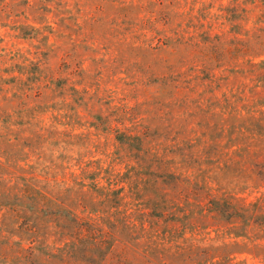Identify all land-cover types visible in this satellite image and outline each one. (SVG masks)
Instances as JSON below:
<instances>
[{"label": "rangeland", "instance_id": "374dc122", "mask_svg": "<svg viewBox=\"0 0 264 264\" xmlns=\"http://www.w3.org/2000/svg\"><path fill=\"white\" fill-rule=\"evenodd\" d=\"M229 7L0 0V163L113 231L83 264H264V49L229 59L264 32Z\"/></svg>", "mask_w": 264, "mask_h": 264}, {"label": "trees", "instance_id": "16d2710c", "mask_svg": "<svg viewBox=\"0 0 264 264\" xmlns=\"http://www.w3.org/2000/svg\"><path fill=\"white\" fill-rule=\"evenodd\" d=\"M238 1V0H233ZM254 7L239 9L229 7V19H245L258 11L259 31L264 32V0H251ZM243 11L245 15H240ZM246 16V17H245ZM261 36V35H260ZM256 42L238 39L229 43V59H246V66L231 69L244 77L262 75V65L253 60L262 54L264 38ZM232 80L229 75V82ZM246 93L244 92L245 98ZM0 163V257L19 264H48V260L60 258L61 264H83L88 256L100 253L105 260L115 244L113 231L96 220L75 213L60 194L48 192L21 177L10 175ZM118 194V192H113ZM235 215L242 218L239 212ZM88 246L89 252L86 247ZM186 259L195 256V250H187Z\"/></svg>", "mask_w": 264, "mask_h": 264}]
</instances>
